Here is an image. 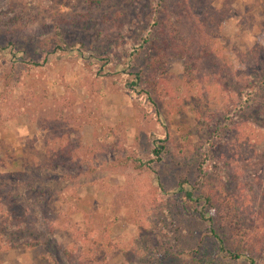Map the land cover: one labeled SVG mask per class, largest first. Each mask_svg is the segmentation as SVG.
Listing matches in <instances>:
<instances>
[{
	"label": "rangeland",
	"instance_id": "1",
	"mask_svg": "<svg viewBox=\"0 0 264 264\" xmlns=\"http://www.w3.org/2000/svg\"><path fill=\"white\" fill-rule=\"evenodd\" d=\"M223 5L0 0V264H248L197 186L264 206V0Z\"/></svg>",
	"mask_w": 264,
	"mask_h": 264
},
{
	"label": "trees",
	"instance_id": "2",
	"mask_svg": "<svg viewBox=\"0 0 264 264\" xmlns=\"http://www.w3.org/2000/svg\"><path fill=\"white\" fill-rule=\"evenodd\" d=\"M194 1L200 4V0ZM227 1L223 0V6L226 8ZM213 11L217 13L216 9H213ZM221 19V17L218 18L219 21H217L218 23L216 25L220 24ZM168 28L165 24V29ZM147 39L148 34H145L143 40ZM153 46L155 47V45ZM160 47L162 48V46ZM251 55V51H248L246 54L237 55L238 64L252 68L255 63H250ZM153 56L157 58L158 53H153ZM206 64L208 65V63ZM213 66L209 67L208 65L212 72H214L213 74H216L218 71ZM201 69L200 67L199 72L202 71ZM260 76L263 75L260 74ZM72 151L73 149L66 156L70 155ZM57 153L61 155L62 152L59 150ZM56 155L54 158L49 159L46 165L47 168H55V166L57 167L59 165ZM215 159L220 164L223 157L219 155ZM69 162L71 161L69 160ZM229 174H231L229 177L234 179L233 172H229ZM224 180H227L225 176L214 177L208 169H205L202 164L200 165L197 181V186L200 191L199 196L213 212L209 218V231L218 241L220 251H228L234 258H238L239 254H241L240 252L244 250L248 264H259V261L264 262V206L259 210L257 207L252 206L251 200L253 193L246 180L244 183L237 181L239 185L232 192L228 189V182ZM185 194L188 198H192L193 196V192L190 191H186ZM233 237L237 239L235 242L229 243L228 241ZM99 244L102 245V243ZM90 249L91 247H87L86 252L90 255L94 254L95 250L90 251Z\"/></svg>",
	"mask_w": 264,
	"mask_h": 264
}]
</instances>
